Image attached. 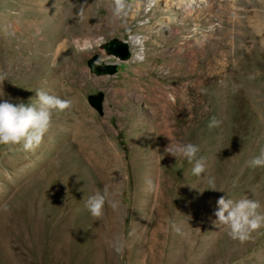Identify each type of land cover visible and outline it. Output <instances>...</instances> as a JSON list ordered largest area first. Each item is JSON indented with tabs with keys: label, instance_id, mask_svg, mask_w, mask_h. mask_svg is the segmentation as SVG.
<instances>
[{
	"label": "rangeland",
	"instance_id": "obj_1",
	"mask_svg": "<svg viewBox=\"0 0 264 264\" xmlns=\"http://www.w3.org/2000/svg\"><path fill=\"white\" fill-rule=\"evenodd\" d=\"M209 2L124 0L117 17L114 0H0L4 92L71 102L34 150L0 146V264H264V228L241 242L213 223L220 196L264 212V167L246 164L264 146V0ZM154 44L162 86L139 75ZM170 142L197 145L205 173L166 153ZM105 188L115 207L93 217L86 201Z\"/></svg>",
	"mask_w": 264,
	"mask_h": 264
},
{
	"label": "clouds",
	"instance_id": "obj_2",
	"mask_svg": "<svg viewBox=\"0 0 264 264\" xmlns=\"http://www.w3.org/2000/svg\"><path fill=\"white\" fill-rule=\"evenodd\" d=\"M113 15L120 17L125 12L124 0H114ZM7 80V73L0 71V146H5L9 151L19 146L23 150H34L40 145L45 133L51 125L53 110L63 111L70 106V101L51 95L42 88H37L34 92L35 99L30 97L29 102L13 99L3 90L2 84ZM8 96V98H5ZM221 122L215 118L210 119L209 127L218 126ZM198 146L192 143H169L165 152L175 157L186 160L192 164L191 172L196 177L205 173V163L203 157H197ZM249 168L264 167V146L259 153L246 162ZM149 189L152 186L151 180L146 181ZM208 189H217L212 178L208 179ZM201 192V191H200ZM202 193V192H201ZM109 192L107 188L101 192L90 195L86 201V208L93 217H101L105 203L115 204L108 200ZM261 204L256 199L242 197L233 200L220 196L216 200L214 210L215 220L226 226L228 236L234 240L244 242L251 238V234L264 228V212L260 211ZM110 247L117 253L122 254L124 242L115 238Z\"/></svg>",
	"mask_w": 264,
	"mask_h": 264
},
{
	"label": "bare ground",
	"instance_id": "obj_3",
	"mask_svg": "<svg viewBox=\"0 0 264 264\" xmlns=\"http://www.w3.org/2000/svg\"><path fill=\"white\" fill-rule=\"evenodd\" d=\"M186 1H190L191 3H194L195 1H197V0H186ZM208 6H209V8H211L212 7V0H210V2L208 3ZM212 11V10H211ZM210 11V12H211ZM136 18V17H135ZM78 24H81V23H77V22H73V23H71V27H73L74 25L75 26H77ZM88 24V23H87ZM88 29H84V30H95L94 28H93V26H91V27H87ZM83 30V31H84ZM61 34V33H60ZM129 45H131V47H132V52H136L137 50H138V48L141 46V47H143L144 45H145V43L141 40V37H139L138 35H134V36H132L131 37V40L129 41ZM155 45V44H154ZM133 46H136L137 48H134L133 49ZM154 48H155V50H157V52H156V54L158 55L156 58H155V61L153 62V63H147L146 62V64H148L145 68V70L146 71H141V72H139V75L140 76H148L149 78H150V80L149 81H151L152 82V85L153 84H158L159 86H162V82H163V80H165L166 79V77L164 76V74L161 72V71H159V67H158V64H159V62H160V60H161V56H160V54H161V52H159L158 51V49H159V47L157 46V44L154 46ZM208 50L209 51H211L212 49H211V43H210V41H209V43H208ZM147 57V56H146ZM149 57V56H148ZM142 60V59H141ZM147 60V59H146ZM145 60V61H146ZM153 60V59H152ZM151 60V61H152ZM207 68H208V81H210V70H211V60H209V62L207 63ZM139 76V77H140ZM140 80V79H139ZM146 82V81H145ZM140 83V82H139ZM150 84V83H149ZM152 85L151 86H148L147 87V89H145V88H143V89H145V90H147V91H145V90H143V89H140V93L139 92H137L138 93V95H139V97L140 98H148V97H151L152 96ZM136 89H137V87H136ZM144 91V92H143ZM156 91V90H155ZM133 94H135V93H127V95H133Z\"/></svg>",
	"mask_w": 264,
	"mask_h": 264
},
{
	"label": "water",
	"instance_id": "obj_4",
	"mask_svg": "<svg viewBox=\"0 0 264 264\" xmlns=\"http://www.w3.org/2000/svg\"><path fill=\"white\" fill-rule=\"evenodd\" d=\"M107 50L111 54H116L122 59H128L130 52L127 46H121L116 42H110L107 46ZM95 59L90 60V65L92 66V71L98 75L107 74L108 68L104 66H98L95 63Z\"/></svg>",
	"mask_w": 264,
	"mask_h": 264
}]
</instances>
